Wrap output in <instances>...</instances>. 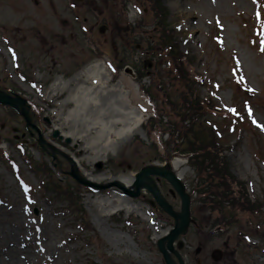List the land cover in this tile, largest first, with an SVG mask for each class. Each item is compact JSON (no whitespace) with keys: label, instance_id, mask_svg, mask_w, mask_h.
Returning <instances> with one entry per match:
<instances>
[{"label":"rangeland","instance_id":"1","mask_svg":"<svg viewBox=\"0 0 264 264\" xmlns=\"http://www.w3.org/2000/svg\"><path fill=\"white\" fill-rule=\"evenodd\" d=\"M164 1L170 12L168 22L180 50L184 54L194 57L195 63L190 70L195 75H200L203 83L199 86L201 97L206 99L213 95V98H211L223 115V112L228 113L234 108L232 89L235 83L247 90L246 102L250 106L248 119L250 126L241 125V129L237 130L235 135H225V139L231 142V145H229L230 151L226 154L231 162L235 177L248 183L251 199L261 200L264 188V163L261 162V159H264V34L255 37L254 30L260 27L261 21L264 22V0H181L177 6L174 5L175 0ZM50 2H59V5L55 11L51 12L52 14H47V16L54 18L56 21H58V17L68 20V23L65 24L66 29L63 31L66 38L73 31V28V32L77 34L82 31V27H88V31L93 28V33L88 34L92 38L89 49H85L82 53L76 47V43L71 42V54H66L65 61H68V58L71 57L72 63L66 70L60 71L56 51L54 58L56 62L51 63L50 59L48 66L44 63L45 69L49 67L48 76L40 77L34 74L32 70L28 71V81L36 83L35 89L30 88L28 83L23 84L20 82L17 73H23V71L13 69L6 50L0 52V57L4 56L9 61L7 66L9 75L15 78L18 85L24 89L23 92L28 100L33 105H38L39 110L37 113L40 115L41 112V116H43V123L39 127L45 138L52 140L55 129L60 130L61 133H66L70 132V127H72V130L75 127L72 121L65 119L69 107L74 108V105L66 102L67 105L62 107L70 91L67 89L63 97H60V95L56 97L59 92H52V85L55 80L62 78L65 82L71 80L72 85L70 87L72 88L84 81L85 78L81 75L82 72L85 73L88 67L97 62H105L107 66L111 67L112 71L109 73V79L112 81V85L122 83L126 98L128 99V93L130 95V103L135 106H138L137 102L140 103L148 117H150L154 107L149 104L141 92H138L140 85L136 83L135 75H129L124 71L118 73L113 68L116 59L121 58V44L136 38L129 31L127 25L142 20L145 24L142 26L144 28L152 23L151 18L146 19L142 14L144 7L140 4L138 5L142 9L137 7L139 0H133L129 3L127 12L121 10L120 0H87L83 5H78L77 9L71 8L68 0H38V9L46 11V4ZM6 5H13V1H4L0 8ZM26 9L27 7L24 5L22 10L26 11ZM116 13H119L120 18L117 17ZM182 14H191L195 17L192 21L193 31H186L187 27ZM14 19L15 17H11L8 13L0 10V24L4 22L12 23ZM102 25L106 26L104 35L99 33V28ZM46 29V25L40 29L41 35L44 34L45 37L48 34ZM18 30L20 28L16 27L13 31L17 32ZM2 39L9 42L7 34H2ZM82 40L85 42V39ZM32 42V39L29 38L25 45L13 44L16 51L15 56L19 59V64L23 68L28 69L30 67L25 65L22 57L31 55L28 46ZM97 46L103 47L105 51L103 60H96V56L91 52ZM145 49L146 44L135 54L136 58L132 62L141 59V53L145 52ZM155 59L160 60L159 57H155ZM127 67L130 68L131 66ZM62 74H69V76L64 78ZM153 75L154 69L142 84L145 86L149 84ZM211 88L213 92L210 91ZM134 95L137 100H134ZM242 101L243 99L240 102ZM221 114H218V118L216 115L212 116V119L218 122ZM45 118H48L49 124L45 123ZM167 119L171 118L167 117L164 121ZM1 124L3 128H0V190L3 191L6 198L0 202L1 237L6 231L5 236L7 234L13 235L10 241L17 242L22 239L24 231L21 232L18 227H15V219H12L19 213L22 217V225L24 223L38 228L41 237H45V234H47L50 238L47 241H38L40 238L36 237V242H42L45 245L52 244L55 248L53 252L48 254V257H43L39 264H86V258L87 260L92 258L97 262L103 261L107 264H131L132 260L137 264H162V258L152 243L171 229L173 220L150 206L147 201L150 198L149 195H146L143 199H130V205L138 210L130 214L124 210L125 207L123 206L124 209L117 211L118 214L120 213V216H118V214H105L101 211L97 198L98 196H105L93 195L88 191H84L83 197L87 209V219L91 221L96 234L95 231L87 232L83 235L85 240L75 239L74 236L80 233L82 229L73 222L63 200L52 199L45 195L44 190L41 188L42 177L40 173L34 172L26 159L29 151L37 162L43 160L48 162V160L35 145V140L28 138V135H26L28 141L25 145L26 148L19 144L10 143L9 140L13 138L12 128H19L21 132H24L25 128L22 129L19 118L12 119L4 108H0ZM84 138L87 139V136H84ZM142 138L146 141V144L136 139L133 134L121 141L112 142L111 147H100L99 149L106 150L100 153H98V150L85 153L87 142H79L75 139H72L70 144H66L67 138H63L62 141L55 139L52 143L54 146H58L57 148L63 149L64 151H62L69 156L81 160L83 172H93L97 181L100 179L111 181L117 177L135 178L144 165L152 162L151 154L153 153L151 146H149L151 140L148 141L144 133ZM5 146H7V149L3 148ZM24 149L27 150L26 157L22 152ZM81 149L84 152L80 151ZM79 151L81 155L78 154ZM106 152L107 155H105ZM97 155L98 158H96ZM100 161L104 162V167L98 170L96 165ZM55 162L58 163L56 168L58 176L60 178L67 177L66 172L69 171L67 161L62 157H58ZM14 164L19 168L17 175L14 173ZM95 170L98 172L96 173ZM179 174L184 175L187 186L193 183L195 172L186 164V161L185 165L179 170ZM21 178L25 179L29 185L22 184ZM111 194L113 193L108 192V195L114 198ZM170 200L173 203L172 199ZM12 206L15 207L9 208ZM35 209H38V216L34 215ZM194 210L193 214L201 222V230L207 226L208 228L201 235L200 228H192L191 233L188 237L186 236L187 240L194 242L195 245L199 244L198 241L205 242L206 254L220 246L224 254L229 256V262L233 264H247L250 261L253 262V260H256L258 264H264L263 216L257 218L243 216L237 224L230 228L231 240H228V235L219 238L210 231L211 217L203 205H196ZM129 216L137 219L132 223L133 227H129L127 223L122 221ZM115 217H120L121 222H117ZM148 217L155 218L153 225L147 221ZM135 231L138 232V235ZM239 233L246 236L247 243L250 242V244L259 246L257 253L253 250H240V247H237V250L235 249L234 246L237 243H244L243 240H238ZM141 239H144L145 242H142ZM139 243L140 246H138ZM2 254H0V264L2 260L6 264L7 258L13 257L12 254L3 251ZM250 255H253L254 258H249ZM24 264H31V262L26 260Z\"/></svg>","mask_w":264,"mask_h":264},{"label":"bare ground","instance_id":"2","mask_svg":"<svg viewBox=\"0 0 264 264\" xmlns=\"http://www.w3.org/2000/svg\"><path fill=\"white\" fill-rule=\"evenodd\" d=\"M180 1L177 0L176 5ZM182 16L184 21L187 22V29L193 31L192 21L195 17L191 14H182ZM81 75L85 77V80L73 88H70L68 82L63 84L59 82L60 86L57 85L54 89L52 88L55 92L69 89L70 94L66 102L75 103V107L71 109V112L65 118L72 121L75 127L73 130L70 127V132L64 133L63 136L79 142H87L85 153H90L94 148L100 153L104 150L102 148L111 147L114 141H121L137 131L145 120V114L128 105L121 83L116 86H107L106 77L108 72L102 64L90 67ZM77 122L80 123L77 124ZM84 136H87V139ZM100 147H102L101 150ZM80 151L84 152L82 149ZM76 161L78 164L80 163V161ZM173 165L175 170H179L182 167V161L176 159ZM121 180L127 187H130L133 183L132 179ZM115 198V200L103 198L99 200V206L121 207L114 203L117 200L120 204L121 198ZM108 207L103 209L104 213H106ZM126 208L130 210V206H126ZM19 220L18 216L17 224ZM19 228L21 231L24 230L21 225H19ZM5 233L6 231L3 233V237L0 236V254L3 255V251L13 255L11 258H7L6 264H24L26 260H37L38 255L35 250L22 249L27 247L28 240L23 244L20 241H10L13 235L7 234L5 236ZM45 237L50 240L47 234ZM48 248L49 252L55 250L52 244H49ZM1 264H5V261L2 260Z\"/></svg>","mask_w":264,"mask_h":264},{"label":"trees","instance_id":"3","mask_svg":"<svg viewBox=\"0 0 264 264\" xmlns=\"http://www.w3.org/2000/svg\"><path fill=\"white\" fill-rule=\"evenodd\" d=\"M170 55H172V52L170 53ZM177 69L180 71L182 80L184 81L185 86L187 87L186 91L190 99V106L192 110L193 111L195 109L198 110L196 107L200 104V99L195 96L194 91L191 88V86L193 85V82L190 80L189 76L185 72L180 62H178L177 64ZM211 147H214V146L206 145L203 148H194L193 150L194 152H205V155L207 157L202 159L201 161L204 163H210L211 167H213V171L216 172L218 175H220L221 178L229 176L230 173L228 171L227 161L225 160V158H220L218 155L211 154V152L208 150Z\"/></svg>","mask_w":264,"mask_h":264},{"label":"water","instance_id":"4","mask_svg":"<svg viewBox=\"0 0 264 264\" xmlns=\"http://www.w3.org/2000/svg\"><path fill=\"white\" fill-rule=\"evenodd\" d=\"M156 173H157V172H156ZM137 185L140 186V182H138ZM180 193L183 194V188H181ZM183 197H184V208H183V210H184V214H185V213L188 212L189 199H188L187 196H183ZM181 217H182V216H181ZM182 219H183V224L180 226V228L177 230V232L182 231V230L186 227V225H187V223H188V215H185ZM177 232H176V233H177ZM163 242H164V241H163ZM161 243H162V242H161Z\"/></svg>","mask_w":264,"mask_h":264}]
</instances>
